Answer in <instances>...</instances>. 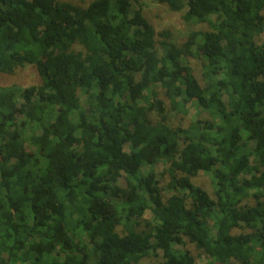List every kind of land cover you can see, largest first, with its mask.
<instances>
[{
  "label": "trees",
  "instance_id": "trees-1",
  "mask_svg": "<svg viewBox=\"0 0 264 264\" xmlns=\"http://www.w3.org/2000/svg\"><path fill=\"white\" fill-rule=\"evenodd\" d=\"M156 2L0 0V264H264V0Z\"/></svg>",
  "mask_w": 264,
  "mask_h": 264
},
{
  "label": "rangeland",
  "instance_id": "rangeland-1",
  "mask_svg": "<svg viewBox=\"0 0 264 264\" xmlns=\"http://www.w3.org/2000/svg\"><path fill=\"white\" fill-rule=\"evenodd\" d=\"M65 2H70L75 5L87 6L90 2L94 0H62ZM144 3V16L145 19L157 30L170 29L174 35L175 42L181 44L184 42L185 37L190 31L202 29L201 26L190 27L184 24L180 15L172 14L164 6L159 5L156 0H142ZM264 40V36L261 38ZM159 55H161L159 51ZM188 67L191 68L195 76H200L201 73V62L198 60H189L187 62ZM40 84V78L37 75V72L32 66H25L23 68L16 69L13 74H1L0 73V87H8L11 85H17L21 88H28L31 86H37ZM195 114V109L189 107L188 116L189 120H192ZM166 165L163 162H160L154 167V172L157 175V180L161 181L160 188L162 189L163 198L166 200L172 193L168 189V177H161V174L164 172ZM192 183L195 186L202 188L210 196H213V184L212 177L208 173L201 172L198 176L192 179ZM144 219L151 221L152 216L149 211L144 215ZM240 231H236L239 233ZM180 248V247H179ZM188 250L194 255H198L194 247L188 246ZM161 259V254L158 253L156 258H146L139 264H158ZM197 264H206V259L201 256L198 259Z\"/></svg>",
  "mask_w": 264,
  "mask_h": 264
}]
</instances>
